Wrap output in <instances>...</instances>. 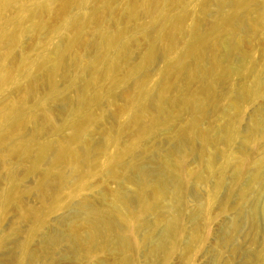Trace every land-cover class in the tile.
I'll return each instance as SVG.
<instances>
[{
    "label": "rangeland",
    "instance_id": "1",
    "mask_svg": "<svg viewBox=\"0 0 264 264\" xmlns=\"http://www.w3.org/2000/svg\"><path fill=\"white\" fill-rule=\"evenodd\" d=\"M129 1L116 0L112 8L106 5L107 20L102 24L107 30L114 29L113 18L116 17L129 29L127 40L131 54L123 64V73L141 61L148 43L155 37V30H150L145 36L137 32L138 22L148 18L141 16L140 20H130L126 17L125 7ZM227 1L220 7L219 0H188L193 13L185 22L177 46L170 56L157 52L153 63L147 67L146 73L149 74L143 75L153 92L164 80L169 82V96L163 106L170 118L154 125L138 150L124 156V163L117 168L115 176L108 167L109 155L119 148H126L135 139L136 129L133 125L125 133H118V124L129 122L132 116V111H121L120 107L129 103L136 92L128 87L127 92L121 94L122 88L113 87L109 80L103 81V98L91 107L94 120L83 135L91 146L90 161L73 169L51 160L56 144L71 132L65 123L71 118V107H75L80 97L76 84L72 85L70 79L80 85L88 76L91 60L100 53L96 46L97 25L84 27L77 45L68 51L66 66L56 77L55 99L47 103L53 110L49 125L56 123L52 128L43 126L46 122L41 116V107L37 105L48 91V68L39 73L37 91L26 103L33 121L17 132L6 128L0 130L9 135L16 150L6 164L0 165V196L12 184V179L3 177L8 168L29 167L30 158H26L23 148L34 125L41 128L38 140L52 143L53 150L41 161L39 171L23 173L17 195L20 201L14 197L7 208L0 207V264H17L18 260L21 264H104L118 261L117 234L102 235L100 239L112 240L114 236L117 239L104 242L106 245L103 246L97 245L98 241L92 242L87 252L83 245L69 236L68 229L79 220L77 215L82 210L80 203L84 199L95 206L111 208L109 193L118 200L117 206H121L127 216L128 226L121 225L120 232L133 239L135 249L132 245L134 250L130 248L129 252L138 264H164L161 255L149 260V256L153 257L150 249L153 242L164 234V227L175 222L183 229V234L168 264L259 263L264 251V91L255 95L252 88L256 77L264 83V25L252 19L264 8V2L256 0L249 20H245V13L232 16L235 2ZM38 2L43 5L49 3L53 7L50 11H43V18L55 26L41 27L39 32L31 26L26 28L18 49L20 54L39 57L47 51L45 46L52 48L53 52L67 39L64 30L58 28L62 20L57 10L58 0H25L29 8ZM1 4L0 1V7ZM16 4L6 10L7 16L17 14ZM93 7L94 0H91L82 9L71 6L70 13L90 11ZM178 10L174 8L172 12ZM223 15L229 17L230 29H223L220 24L218 29H213L212 26L219 23ZM8 27L14 28V23L9 22ZM73 35L71 30L69 36ZM194 35L208 37L200 56L188 52ZM78 54L86 67L83 70L74 65ZM170 57H185L186 66H173L168 70ZM11 64L9 66L13 67ZM213 68L219 69L215 78L211 74ZM190 75L194 78L190 79ZM16 77V81L0 93V104L20 100L25 91L21 85H30V78ZM112 88L116 96L110 102L106 92ZM92 90L95 91V87ZM192 94L197 95L198 104L204 106L202 113L199 105L197 108H182L183 98ZM196 114H203L199 124L210 139L205 147L201 139L190 137V131L194 129L192 118ZM227 133H233L231 141L227 140ZM114 138L117 139L116 144L111 142ZM77 146L81 148L82 145L78 143ZM240 162L245 165L242 175L238 173ZM48 170L49 185L42 186L44 172ZM59 171L65 175L62 183ZM221 172L224 177L219 184ZM159 184L164 193L157 199L155 192ZM39 186L44 190L37 191ZM139 189L146 195L144 200L148 206L143 213L139 212ZM207 199L210 201L209 216L204 218L202 211ZM36 219L39 226L35 224ZM195 226L202 239L186 249L190 231ZM171 239L173 243L177 242L174 235ZM23 244H27L34 253L33 258L22 252ZM182 255L188 258H182Z\"/></svg>",
    "mask_w": 264,
    "mask_h": 264
},
{
    "label": "bare ground",
    "instance_id": "2",
    "mask_svg": "<svg viewBox=\"0 0 264 264\" xmlns=\"http://www.w3.org/2000/svg\"><path fill=\"white\" fill-rule=\"evenodd\" d=\"M0 93L4 92L7 86L16 81V75H23L30 78V85L24 87L21 85L23 91L20 100L10 101L7 104H0V130L1 128L9 129L10 132H17L22 129L26 124L33 121L32 116L29 114V108L26 103L32 94L36 93L38 88L39 73L48 68V91L42 101H38L37 105L42 109V118L47 123H43L44 127L50 128L55 126V122H51L53 117V110L48 106V102L55 99V92L57 90L56 77L61 73L62 69L66 66L68 51L74 48L80 36L82 35L84 27L87 28L90 25L96 24V46L100 53L91 60L88 67V76L83 80L80 85H77L74 79H70V83L76 84V88L79 92V99L76 102L75 107H71V118L65 124L70 128V133L60 139L55 147V154L51 157V160L56 164H62V166L71 167L73 169L79 167L83 163H88L91 159V146L89 140L83 138V135L87 132L89 126L93 123L94 114L91 107L95 104H99L103 98L102 84L104 80L112 82L113 87H121V94L127 92L126 89H133L136 94L131 97L129 103L120 107L121 111L131 112L132 116L129 122L118 124V133H125L126 130L136 125L135 139L126 148H119L114 154L109 155V169L112 175L117 174V168L124 163V156L128 153H133L140 147L142 140L153 130L154 125L161 124L170 117L167 114L163 103L169 96V82L164 80L158 90L153 92L148 86L144 74L147 72V67L151 65L156 57L157 52H162L165 55L170 56L178 44L179 35L183 30L186 20L192 15V9L188 7V0H130L126 5V17L128 19H138L141 16L148 18L143 21H139L137 24V32L145 36L150 30H155V37L148 43L146 50L142 56L141 61L130 68L128 71H121L123 64L129 59L131 54L130 42L127 40L129 29L126 25H121L119 19L114 17L115 28L107 30L102 24L107 20L104 9L107 7L112 8L113 3L116 0H94V7L92 10L79 13H70V7L76 6L79 9L85 7L91 0H58L57 10L60 13L61 23L58 25L60 30H64L65 44L57 46L53 52L49 46H45L46 50L41 56H30L27 53L20 54L18 49L21 47L22 35L26 28L33 27L37 32L41 27H54L55 24L47 23L43 18L44 10H52L53 7L47 3L42 4L40 2L34 3L32 7H28L25 4V0H0ZM256 0H234L232 16H239L245 13V20H249V13ZM264 2V0H262ZM227 0H219V6L223 7ZM16 4L17 14L13 17L6 15V10ZM174 8H178L177 12H172ZM251 16V13H250ZM252 18V17H251ZM253 21L260 22L264 25V8L256 14ZM14 23V28L8 27L9 22ZM218 24L221 28L229 30V17L223 15L220 17L219 23H215L212 28L218 29ZM74 32L73 36H69L70 31ZM211 30V27H210ZM195 39L190 43L188 52L196 56L202 55V50L206 46L208 37L194 35ZM242 44V42L240 43ZM264 60V56H263ZM13 67L9 66L11 63ZM49 65V66H48ZM74 65L83 70L85 65L80 54H78L74 60ZM177 66L183 68L186 66L185 57L169 58L167 63L168 68H174ZM169 70V69H168ZM149 74L146 73V76ZM211 74L215 78L219 74V69L213 68ZM194 76L190 75V79ZM95 87V91L92 90ZM129 87V88H128ZM264 91V83L259 77H256L252 92L255 95H259ZM108 100L113 102L115 100L116 93L113 90L106 92ZM197 95L192 94L183 98L182 108H194L199 105L196 99ZM173 102V101H172ZM70 102L68 107H70ZM200 112H203L204 106L199 105ZM181 108V107H180ZM179 108V110H180ZM203 114H196L192 118L191 126L194 128L190 131L191 139L199 138L205 147L209 144L210 139L205 135L201 129L200 121ZM117 128V127H116ZM236 128V126H235ZM30 131V139L25 140L23 153L26 158H30L29 167H10L6 171L5 179H12V184L9 190L0 196V207L7 208L11 204V200L16 197L18 199V193L20 190V179L23 173H35L39 171L40 163L47 156H50V152L53 150L52 143L44 140H38L37 134L41 130L37 125H34ZM188 132V130H185ZM237 131V130H235ZM106 133H104V136ZM36 136V138H34ZM233 133H227V140L233 139ZM27 138V137H26ZM117 139L114 138L112 143L116 144ZM82 146L79 148L77 144ZM16 153L14 145L9 135L6 136L0 132V165H4L8 162V157ZM212 160V158H211ZM210 160V161H211ZM209 161V162H210ZM240 162L238 167L239 175H242L243 164ZM180 166L183 167L182 162ZM136 169V165H134ZM212 166L210 165V168ZM43 175V174H42ZM64 173L58 172L60 182L64 181ZM50 177V171L44 172L45 182L42 186H48ZM223 173L221 172L218 177V183L223 181ZM41 186V185H40ZM36 187L37 191L44 190L42 187ZM184 183L182 188L184 189ZM155 197L160 199L163 195L162 186L159 184L156 186ZM182 191V190H181ZM183 193V192H182ZM110 207H98L95 206L88 199H84L80 203V213H78L76 222L70 223L69 236L77 241L79 245H83V249L89 251V246L92 242L98 241L96 244L99 246L106 245V243L112 242L117 239L118 251L120 259L116 262H105L104 264H138L133 254L129 252V249L135 243L133 239L125 237L121 231V225L128 226L127 216L121 206H117L114 196H111ZM108 194V195H109ZM140 200L139 212L143 213L148 210L146 205V195L141 189L137 192ZM180 195V194H179ZM182 195V194H181ZM170 197V196H169ZM176 197V195H175ZM109 199V200H110ZM203 208V217L209 216V199ZM124 204V201L122 202ZM123 206V205H122ZM85 214V216H84ZM176 219V218H175ZM35 222L36 226H39L38 219ZM178 220V219H177ZM159 221V220H158ZM178 222V221H177ZM164 234L158 238V241L153 242L151 247V253L149 260L153 261L161 255V259L164 264H168L171 258L174 257L176 247L178 246V239L183 234V229L175 224H169L164 227ZM117 234L112 240L100 239L104 234ZM123 237H122V236ZM175 236L177 242H172L171 236ZM190 239L186 245V249H190L193 242L201 240L202 236L199 229L195 226L190 231ZM50 238V237H49ZM52 239V238H51ZM52 241V240H51ZM48 242V241H47ZM50 243V242H49ZM53 243V241H52ZM173 243V244H171ZM55 244V243H53ZM52 246V245H51ZM49 246V247H51ZM132 249V248H131ZM132 249V250H134ZM262 251V250H260ZM259 251V252H260ZM22 252L24 254L34 257V253L29 250L27 244H23ZM91 252V251H90ZM89 252V253H90ZM260 256V255H259ZM182 258L187 259L186 255H182ZM260 261L254 263L264 264V251L260 256ZM256 259V258H255ZM258 260V259H256ZM252 261V259H251ZM17 264H21V260H18ZM72 264V262H71ZM77 264H80L77 262ZM253 264V263H251Z\"/></svg>",
    "mask_w": 264,
    "mask_h": 264
}]
</instances>
